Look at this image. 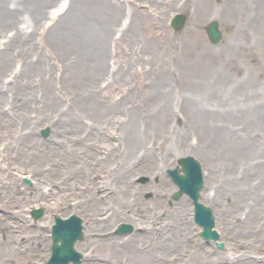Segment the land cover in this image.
<instances>
[{
    "label": "rangeland",
    "instance_id": "374dc122",
    "mask_svg": "<svg viewBox=\"0 0 264 264\" xmlns=\"http://www.w3.org/2000/svg\"><path fill=\"white\" fill-rule=\"evenodd\" d=\"M92 1L96 6L97 0ZM109 1L104 3L108 16L89 0H80L74 10L71 2L55 28L69 0L46 4L49 12L24 29L35 48L12 44L14 40L6 45L15 30L0 27V55L6 62L0 72V190H19L28 197L22 212L45 246L37 249L35 264H44L50 255L54 216L72 213L83 224V237L76 242L83 254L80 264H264V200L257 205L256 198L264 196V21L253 20L257 29H249L246 39L241 22L249 10L243 9V0L237 6V0ZM4 2L0 0L1 7ZM78 10L89 14L96 32L110 25L103 37L105 59L127 77L98 106L91 105L98 99L89 93L94 88L85 87L82 104L75 103L72 112L50 96L67 103L60 82L91 74L87 62L60 55L75 39H58L57 34L66 25L64 18ZM177 12L186 21L174 30L169 19ZM19 18L17 25L23 28ZM73 18L83 19L78 14ZM136 19L138 26L131 25ZM212 19L222 31L217 42L204 28ZM196 78L228 81L217 96L216 140L190 109L157 118L156 82L170 89ZM100 79L96 86L103 85ZM231 88L242 91L233 102ZM127 91L131 95L126 99ZM85 110L99 117L96 125H88ZM133 133L143 143L128 154ZM173 133H182L185 146L166 153ZM186 155L201 164L200 200L213 212L222 247L201 238L187 195L172 198L176 185L166 170ZM38 207L43 212L34 218L31 210ZM120 222L129 223L132 231L116 233Z\"/></svg>",
    "mask_w": 264,
    "mask_h": 264
},
{
    "label": "bare ground",
    "instance_id": "6f19581e",
    "mask_svg": "<svg viewBox=\"0 0 264 264\" xmlns=\"http://www.w3.org/2000/svg\"><path fill=\"white\" fill-rule=\"evenodd\" d=\"M40 1L42 0H6L8 6L5 2L2 4L4 7H1L0 5V27L2 28L6 25H12V28L15 30L13 37L7 42L6 45H9L10 42L14 40V43L12 44H22L26 47H30L32 43V46H34V48L36 47V45L31 41L32 38L31 35H29L30 31L27 32L24 29L29 25L35 26L36 23H38L37 20L49 12L46 7L48 4L51 6L53 0H44L42 3L43 6L39 5ZM89 1L94 6L95 10L108 16L104 6L106 0H97L96 6L92 0ZM8 2H13V6L10 7ZM71 2L74 4L73 10L75 9V4L80 6V0H69V5L66 11L64 10L61 13V17L57 19L58 21L56 20L52 28H55L57 23H59V20L68 12L67 10L71 7ZM109 2H113V0H110ZM237 4L238 0L236 6ZM242 7L244 10H249V18L241 22L242 33L246 39H249V29H254V27H257L253 25V20L258 18L260 22L264 21V0H243ZM86 11L84 10L79 12L78 10L76 13L74 12L75 14H68V16H66L68 19L64 18L66 25L63 28L60 27V29L62 28V34H57L58 39L66 38V36L70 39L71 37L75 39L74 41H72V39L70 40L72 44L71 47L69 45L66 46L67 51L65 50V47L64 49L62 48L63 51L60 52L62 57H66L67 55V57L71 58L74 62L80 61V59H82L83 62H87L91 67V74L87 76L85 80L70 79L62 80L60 82L58 85V90L60 93L64 94L66 100L68 99L67 103L61 101V99L57 96V98L52 95L50 96L51 99L56 100L57 103L59 102L60 106L64 105L65 109L69 108L70 106L69 110L72 112L75 103L82 104L80 99L83 100L85 96L83 93L85 91V87L94 88V90L89 91V93L95 94L98 96V99L93 100L94 102L92 101L91 105L98 106L102 103H105L106 92L117 88L119 89L118 85L122 84L120 81H122L123 78L126 79L127 77V75L124 74L121 76V69H116L113 66L110 68L108 60L105 59L107 50H105L106 45H104L105 40L103 37L105 36L110 25L106 29L103 28L99 32H96L89 24V16H86L89 14H85ZM76 14H78L83 19L73 18ZM83 14H85V17ZM31 17L32 20H30ZM18 18L21 20V22L25 23L23 28H21L19 24L17 25ZM137 19L136 24H134L132 20L130 22L131 25L138 26ZM99 34L102 35L99 36ZM125 34L129 33L125 30L124 35ZM76 53H78V55ZM0 59L2 60V64H0L1 72L2 68L6 66V62L4 61L5 56L0 55ZM39 60L42 65L43 61L40 57ZM129 71L130 69L128 68V72ZM97 79H100L103 85L96 86L95 81ZM161 83V80L156 82L155 87L152 90V97L155 98L156 102V114L158 115L157 118L159 120H163L164 118H169L172 115L178 116L177 109H184L187 113L190 109L194 115L200 116L201 122L206 125V133L211 136L213 140H216L217 126L214 124L218 119L221 105L217 96L220 90L227 89V79H219V81L211 78L187 79L185 84L180 86L178 85L177 87L171 86L170 89H166L165 86L161 85ZM217 84H220V86L218 87ZM131 91H133V87H131ZM241 92L242 91H239L238 89L233 90L231 88L229 91V100H236L237 96L242 95ZM130 95L131 92L127 91L124 98L127 99ZM81 108H85V106ZM84 113L86 122L89 123L88 125L90 127L98 123L99 117L96 115V113L88 114L87 110H85ZM123 131H125V128ZM181 134L182 133H173L172 137H175L172 138V146L166 150V153L176 150L179 151L183 146H185L184 139L180 138ZM133 135H135V133H133ZM135 139L136 135L133 137L131 145L129 144L126 150L128 154H130V151H133L137 145H142L143 143L142 140L135 141ZM105 149V158L110 157L109 149H111V146L106 147ZM258 155L259 153L255 154L257 157ZM34 173L35 171H33V174ZM260 191L264 192V190ZM256 198H258L257 205L259 204L260 199L264 200V196ZM27 200L28 197H26V194L21 193L19 190H0V264H35L38 253L37 249L45 247L36 237L38 236L37 228L35 226L33 227V223H30L27 216L22 212V205H24V202ZM95 209L97 210L99 208L97 207ZM119 213L125 214L124 211H120ZM3 216H6V219L7 217H11L14 220L12 219V222L10 220L6 221L5 217ZM137 220L138 222H141L139 218H137ZM13 223L16 224V226ZM137 224L138 223L136 222L135 225ZM74 247L76 248V244Z\"/></svg>",
    "mask_w": 264,
    "mask_h": 264
},
{
    "label": "water",
    "instance_id": "95a60500",
    "mask_svg": "<svg viewBox=\"0 0 264 264\" xmlns=\"http://www.w3.org/2000/svg\"><path fill=\"white\" fill-rule=\"evenodd\" d=\"M185 22L183 14H176L171 19V24L175 29H180ZM206 32L212 42H217L221 38V32L218 27L217 20H211L205 27ZM44 135L48 133V129L42 132ZM181 165L180 173L179 166H175L167 170L172 177L173 182L177 185L178 190L174 192L173 198L177 199L181 194L186 193L193 202V219L199 224L202 229L200 235L208 240L210 238L217 239L218 233L214 226V216L211 209L199 201V190L203 184V176L200 163L190 155L180 157L178 159ZM43 210L35 208L31 211L34 217H39ZM82 220L79 216L71 214L67 218L60 216L54 217V224L52 225V246L51 256L45 264H66L72 261L73 264H79L81 253L73 247L74 242L81 238L82 235ZM132 229L128 223H120L116 228V233H128ZM218 247H222L221 242H216Z\"/></svg>",
    "mask_w": 264,
    "mask_h": 264
}]
</instances>
